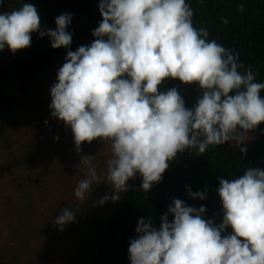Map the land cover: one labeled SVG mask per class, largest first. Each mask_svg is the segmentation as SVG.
<instances>
[{
    "label": "clouds",
    "instance_id": "1",
    "mask_svg": "<svg viewBox=\"0 0 264 264\" xmlns=\"http://www.w3.org/2000/svg\"><path fill=\"white\" fill-rule=\"evenodd\" d=\"M3 4L0 0V8ZM98 7L102 20L94 40L67 51L50 89L51 116L71 129L78 154L97 139L110 146L102 174L95 155L80 156L87 171L75 197L84 200L94 184L106 181L112 191L98 204L118 202L137 176L140 188L150 192L186 150L202 155L210 146L234 142L245 156L248 134L264 123V83L237 52L209 39L207 28L194 26L187 0H99ZM238 10L245 11V5ZM71 22L72 14L63 13L54 30L41 31L37 8L26 2L0 12V52L31 47L32 33L47 35L53 49H70ZM221 22L229 23L226 17ZM169 78L198 86L191 108L176 87L160 91ZM187 192L206 199V192L190 187ZM217 193L223 210L219 224L204 218L205 206L178 198L159 217L158 227L152 217L140 218L129 242L130 264H264V168L220 178ZM74 222L76 211L69 206L53 221L61 231Z\"/></svg>",
    "mask_w": 264,
    "mask_h": 264
},
{
    "label": "trees",
    "instance_id": "2",
    "mask_svg": "<svg viewBox=\"0 0 264 264\" xmlns=\"http://www.w3.org/2000/svg\"><path fill=\"white\" fill-rule=\"evenodd\" d=\"M32 3L38 10L41 28L55 29V18L63 13L72 14L68 31L73 34L70 49H53L50 38L32 33L31 47L15 54L5 48L0 52V126L30 89L33 81L43 72L65 62L68 50L90 45L94 40L93 30L102 17L99 0H4L0 12L19 8L23 3ZM194 11L196 28H207L209 39H215L226 48L239 54V61L251 66L257 82L264 83V0H187ZM243 3L245 11L238 5ZM229 23L224 24L221 18ZM176 87L191 108L200 95L197 85H186L179 80L166 79L160 91ZM264 97V91L261 92ZM244 156L234 142L209 147L202 155L195 149L178 153L163 174L162 181L154 184L150 192L140 188L141 179L130 180L131 188L120 194V200L106 202L102 210H94L86 217L82 244L86 253L84 264H130L129 242L136 236L135 229L140 218H153L159 226L162 216L173 198L184 200L187 205L206 207L204 218L219 224L223 210L217 193L219 179L238 178L249 167L264 168V123L248 134ZM206 192L200 200L188 195ZM86 215V214H85ZM84 217V219H85ZM83 219V220H84ZM173 219L169 216V220ZM231 229L226 230V234Z\"/></svg>",
    "mask_w": 264,
    "mask_h": 264
},
{
    "label": "rangeland",
    "instance_id": "3",
    "mask_svg": "<svg viewBox=\"0 0 264 264\" xmlns=\"http://www.w3.org/2000/svg\"><path fill=\"white\" fill-rule=\"evenodd\" d=\"M61 66L40 74L0 126V264H84L85 216L104 209L98 200L112 191L102 181L84 200L74 195L87 171L80 156L95 155L102 174L111 153L97 139L78 154L71 129L51 116L50 89ZM68 206L76 222L61 231L53 221Z\"/></svg>",
    "mask_w": 264,
    "mask_h": 264
}]
</instances>
